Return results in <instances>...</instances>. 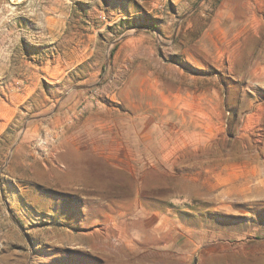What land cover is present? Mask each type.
Masks as SVG:
<instances>
[{"label": "rangeland", "instance_id": "obj_1", "mask_svg": "<svg viewBox=\"0 0 264 264\" xmlns=\"http://www.w3.org/2000/svg\"><path fill=\"white\" fill-rule=\"evenodd\" d=\"M0 238L7 264H264V0H0Z\"/></svg>", "mask_w": 264, "mask_h": 264}, {"label": "crops", "instance_id": "obj_2", "mask_svg": "<svg viewBox=\"0 0 264 264\" xmlns=\"http://www.w3.org/2000/svg\"><path fill=\"white\" fill-rule=\"evenodd\" d=\"M260 26L256 27L254 25L248 24L247 22L243 23L241 26V30L239 31L240 33H257L258 29ZM12 85V84H11ZM10 85V87H11ZM6 91H8V87L6 85ZM5 96H8V92L5 93ZM9 96H13L11 93H9ZM12 102H8L7 100H5V108H12ZM0 264H7V262H5L4 260H0ZM9 264V263H8Z\"/></svg>", "mask_w": 264, "mask_h": 264}, {"label": "built area", "instance_id": "obj_3", "mask_svg": "<svg viewBox=\"0 0 264 264\" xmlns=\"http://www.w3.org/2000/svg\"><path fill=\"white\" fill-rule=\"evenodd\" d=\"M2 243H3V239L0 238V246H2Z\"/></svg>", "mask_w": 264, "mask_h": 264}]
</instances>
